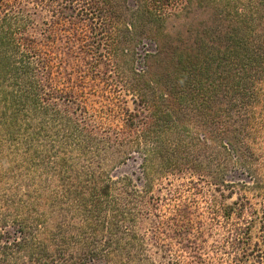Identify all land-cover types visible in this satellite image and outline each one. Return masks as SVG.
<instances>
[{
	"label": "trees",
	"instance_id": "obj_1",
	"mask_svg": "<svg viewBox=\"0 0 264 264\" xmlns=\"http://www.w3.org/2000/svg\"><path fill=\"white\" fill-rule=\"evenodd\" d=\"M33 1L47 26L0 0V121H38L41 133L47 122L55 137L24 143L32 191L0 188V264H156L140 224L167 177L239 192L222 211L239 218L244 192L263 189L249 129L255 107L264 113V0L187 38L166 22L193 0ZM112 97L91 110V99ZM133 155L137 170L113 176ZM236 169L250 185L226 181ZM188 226L177 218L167 235L189 264H207ZM245 231L232 246L247 251Z\"/></svg>",
	"mask_w": 264,
	"mask_h": 264
},
{
	"label": "rangeland",
	"instance_id": "obj_2",
	"mask_svg": "<svg viewBox=\"0 0 264 264\" xmlns=\"http://www.w3.org/2000/svg\"><path fill=\"white\" fill-rule=\"evenodd\" d=\"M3 1L11 7H23L29 11L30 26L41 28L52 22L47 8L37 5L33 0ZM221 1L193 0L191 5L183 9L180 17L170 16L167 19L165 32L171 37L187 38L190 28L202 30L208 26L217 28L226 25L227 21L236 20L240 11L253 9L254 3L259 0H225L226 8L221 5ZM149 49L148 46L143 48L147 51ZM91 100H94L89 102L91 110H95L98 115L100 107L116 104L113 97L111 100L99 98ZM126 101L130 108L134 106L131 98L127 97ZM98 115L93 122L95 124L105 122L99 121ZM251 123L249 130L252 137H255L254 151L259 156L256 161L257 176L263 189L255 191L249 187V190L244 192L246 199L242 205L241 216L237 218L234 214L224 216L222 211L224 205L236 200L239 192L229 198L230 193L227 189L220 192V189L213 185L196 183L194 177L193 180L186 176L163 178L155 188V193L163 196V201L150 209L149 216L140 224L142 225L140 233L146 234L147 249L156 264H189V253L182 250L168 236L171 232L166 226L171 227L177 218L188 223L189 233L203 237L201 257L207 264H235L234 261L238 259L244 261L242 264H264V113L261 112L260 106L255 107L254 121ZM45 124L47 129L41 133L38 121H0V188H19L20 193L27 188L31 191L35 188L38 172L24 143L26 140L55 137L54 130L49 129L47 122ZM138 163V157L133 155L128 167L113 171V176L119 175L121 171H136ZM225 179L228 182L250 185L240 169L231 170ZM179 211L184 218L178 216ZM158 227H162V231ZM243 228L247 229L245 231V241L249 245L247 251H244L246 250L244 247L232 246L240 236L238 229Z\"/></svg>",
	"mask_w": 264,
	"mask_h": 264
}]
</instances>
